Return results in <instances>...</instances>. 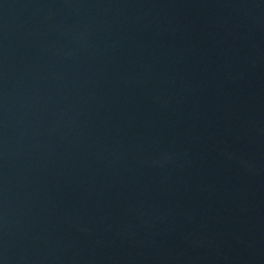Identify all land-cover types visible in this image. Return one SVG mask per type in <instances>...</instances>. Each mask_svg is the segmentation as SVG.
Segmentation results:
<instances>
[{"label":"water","instance_id":"95a60500","mask_svg":"<svg viewBox=\"0 0 264 264\" xmlns=\"http://www.w3.org/2000/svg\"><path fill=\"white\" fill-rule=\"evenodd\" d=\"M0 264H264V0H0Z\"/></svg>","mask_w":264,"mask_h":264}]
</instances>
